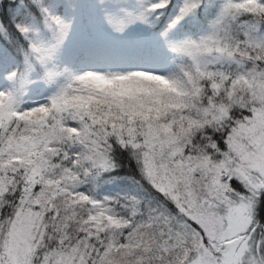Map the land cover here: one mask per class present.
Returning <instances> with one entry per match:
<instances>
[{"label": "snow or ice", "instance_id": "obj_1", "mask_svg": "<svg viewBox=\"0 0 264 264\" xmlns=\"http://www.w3.org/2000/svg\"><path fill=\"white\" fill-rule=\"evenodd\" d=\"M0 264H264V0H0Z\"/></svg>", "mask_w": 264, "mask_h": 264}]
</instances>
